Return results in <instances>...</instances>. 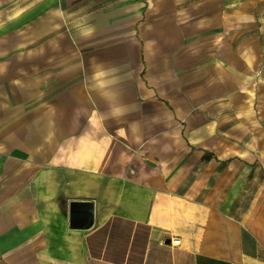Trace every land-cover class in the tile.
I'll return each instance as SVG.
<instances>
[{"label": "crops", "instance_id": "0c3cea01", "mask_svg": "<svg viewBox=\"0 0 264 264\" xmlns=\"http://www.w3.org/2000/svg\"><path fill=\"white\" fill-rule=\"evenodd\" d=\"M0 264H264V0H0Z\"/></svg>", "mask_w": 264, "mask_h": 264}, {"label": "water", "instance_id": "95a60500", "mask_svg": "<svg viewBox=\"0 0 264 264\" xmlns=\"http://www.w3.org/2000/svg\"><path fill=\"white\" fill-rule=\"evenodd\" d=\"M93 221L92 206L87 201H74L70 206L69 223L71 227L87 229ZM166 242H169L167 240Z\"/></svg>", "mask_w": 264, "mask_h": 264}, {"label": "built area", "instance_id": "2783aa9c", "mask_svg": "<svg viewBox=\"0 0 264 264\" xmlns=\"http://www.w3.org/2000/svg\"><path fill=\"white\" fill-rule=\"evenodd\" d=\"M171 243H172V244H175V245L179 244V238H177V237L172 238V239H171Z\"/></svg>", "mask_w": 264, "mask_h": 264}]
</instances>
